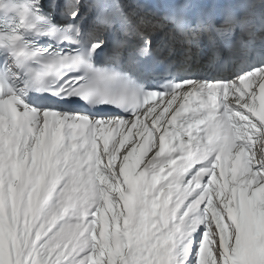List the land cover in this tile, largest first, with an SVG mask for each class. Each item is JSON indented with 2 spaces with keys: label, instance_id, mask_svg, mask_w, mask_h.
I'll return each instance as SVG.
<instances>
[{
  "label": "snow or ice",
  "instance_id": "6c2138e0",
  "mask_svg": "<svg viewBox=\"0 0 264 264\" xmlns=\"http://www.w3.org/2000/svg\"><path fill=\"white\" fill-rule=\"evenodd\" d=\"M0 11V264H264V0Z\"/></svg>",
  "mask_w": 264,
  "mask_h": 264
},
{
  "label": "bare ground",
  "instance_id": "6f19581e",
  "mask_svg": "<svg viewBox=\"0 0 264 264\" xmlns=\"http://www.w3.org/2000/svg\"><path fill=\"white\" fill-rule=\"evenodd\" d=\"M257 48H259V44L257 45ZM177 60H178V57H177ZM177 67H178V68H185L186 66L183 65L182 63H180L179 60H178ZM192 70H195V69L193 68Z\"/></svg>",
  "mask_w": 264,
  "mask_h": 264
},
{
  "label": "rangeland",
  "instance_id": "374dc122",
  "mask_svg": "<svg viewBox=\"0 0 264 264\" xmlns=\"http://www.w3.org/2000/svg\"><path fill=\"white\" fill-rule=\"evenodd\" d=\"M179 47V46H178Z\"/></svg>",
  "mask_w": 264,
  "mask_h": 264
}]
</instances>
